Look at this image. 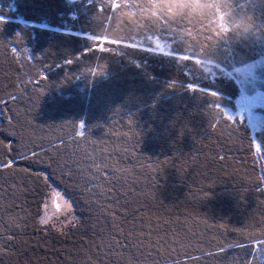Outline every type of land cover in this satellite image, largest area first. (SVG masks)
<instances>
[{
    "label": "trees",
    "instance_id": "trees-1",
    "mask_svg": "<svg viewBox=\"0 0 264 264\" xmlns=\"http://www.w3.org/2000/svg\"><path fill=\"white\" fill-rule=\"evenodd\" d=\"M263 50L264 0H0V264H264Z\"/></svg>",
    "mask_w": 264,
    "mask_h": 264
},
{
    "label": "rangeland",
    "instance_id": "rangeland-1",
    "mask_svg": "<svg viewBox=\"0 0 264 264\" xmlns=\"http://www.w3.org/2000/svg\"><path fill=\"white\" fill-rule=\"evenodd\" d=\"M68 1L75 2L78 0ZM148 43L153 50L161 52L168 50L167 43L160 38H149ZM227 76L230 79H233L240 89V96L236 101L237 116L247 120L252 134L261 131L264 124L256 126L250 121L248 109L252 104L264 101V50L255 61L238 67H233L231 71L227 72ZM254 111L255 114L264 117V109H255ZM228 115L232 118L230 114ZM10 165V163H7L6 166ZM50 189L52 190V195L48 203L42 208L44 214L41 223L44 220L47 221L46 223L52 222L54 221L55 216V218H59L61 214H66L70 209V204L67 202L66 198L59 194L56 191L57 189L54 190L52 187H50ZM64 223H66V221H64Z\"/></svg>",
    "mask_w": 264,
    "mask_h": 264
},
{
    "label": "snow or ice",
    "instance_id": "snow-or-ice-1",
    "mask_svg": "<svg viewBox=\"0 0 264 264\" xmlns=\"http://www.w3.org/2000/svg\"><path fill=\"white\" fill-rule=\"evenodd\" d=\"M255 109H264V101L260 103L252 104L248 109L250 121H252L256 126L264 124V117L255 114L254 111ZM46 222H47L46 220L42 221V223H46Z\"/></svg>",
    "mask_w": 264,
    "mask_h": 264
}]
</instances>
